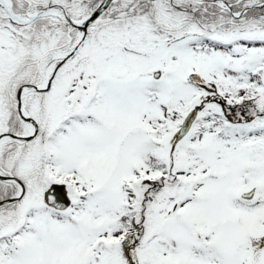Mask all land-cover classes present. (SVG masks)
Listing matches in <instances>:
<instances>
[{
  "label": "snow or ice",
  "instance_id": "obj_1",
  "mask_svg": "<svg viewBox=\"0 0 264 264\" xmlns=\"http://www.w3.org/2000/svg\"><path fill=\"white\" fill-rule=\"evenodd\" d=\"M0 264H264V0H0Z\"/></svg>",
  "mask_w": 264,
  "mask_h": 264
}]
</instances>
